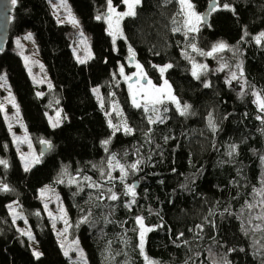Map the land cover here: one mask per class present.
Segmentation results:
<instances>
[{"label":"trees","instance_id":"trees-1","mask_svg":"<svg viewBox=\"0 0 264 264\" xmlns=\"http://www.w3.org/2000/svg\"><path fill=\"white\" fill-rule=\"evenodd\" d=\"M52 1L16 0L10 40L0 52V74L6 72L30 137L38 149L42 141L52 144L25 170L0 107V160L6 161L0 164V264H146L138 216L155 226L145 250L157 264H264V111L255 96L257 90L264 99V40L256 39L264 31V0H217L196 34L186 31L180 0H141L136 15L123 20L127 40H119L118 50L100 17L108 0H68L90 36L94 56L86 62L75 58L71 26L57 21ZM210 1L193 0L205 13ZM29 33L49 87L33 80L14 51V39ZM221 43L241 55L244 84L231 83L225 73L193 75L194 54ZM128 45L153 76L156 65H171L166 75L187 114L164 102L156 106L163 122L150 123L155 111L131 104L116 76ZM226 56L229 63L233 57ZM113 101L130 133L110 124ZM56 107L67 118L53 127L47 111ZM111 160L128 170L134 198L125 194V181L105 178ZM45 186L58 191L70 231L86 252L76 263L46 213ZM14 202L19 223L26 220L38 241V257L11 213Z\"/></svg>","mask_w":264,"mask_h":264},{"label":"rangeland","instance_id":"rangeland-1","mask_svg":"<svg viewBox=\"0 0 264 264\" xmlns=\"http://www.w3.org/2000/svg\"><path fill=\"white\" fill-rule=\"evenodd\" d=\"M188 2L191 3L193 6L191 10H189L186 7V5L182 4L180 0L182 9L184 10V13H185V21H186V28H187L186 31L188 33L196 34L200 32V30L202 29V26L205 24L204 19L206 17V14L204 11L198 10L193 0H188ZM111 6L115 8L117 13H123V12L128 11V7L125 3L119 6L115 4L113 0H111ZM51 7L53 8V12L59 23L61 24L68 23L71 26L72 49H73L75 58L79 62L81 61L86 62L90 60L94 56L92 46H91L90 36L82 29L81 22L78 16L74 13L69 1L68 0H53L51 3ZM137 7L138 5L135 7V12H136ZM189 12H194L197 16L201 17V20L197 22L194 16L193 17L189 16ZM100 17L106 23L109 34L117 30L118 17L109 11V3L106 9L100 14ZM109 17H111V26H110L109 19H108ZM125 17L127 16H124L123 18L119 19V33L121 34H117L116 36H113L112 34H110L112 38V42H113V48L115 50L119 49V40L126 39L124 35V31H123V20ZM189 19H191L190 24L188 23ZM73 20H75L76 22L73 23ZM193 26H195L198 30L191 31L190 29ZM262 33H264V31L260 32L257 35V37L261 36ZM29 35H31V39H28L27 38L28 36L17 37L14 39V42H13V48L15 49L14 51H16L23 59V62L26 65L28 71L30 72L33 80L35 82H39L49 87L50 85H52L51 77L40 56V53L38 51V47L34 40L33 35L31 33H29ZM262 40H264V38H262L261 41ZM217 45L218 44L210 45L206 51L203 49H199L198 52L194 54L196 56V59L193 62L192 71L193 72L196 71L198 76L201 78L203 77L208 78L209 74L213 72L214 74L225 73V75L227 76L228 80L231 83H236V81H239L241 84H244L245 79H244L243 71H242L243 68H242L241 55L239 54L236 48L227 46L221 51L212 53V55H206V53H211L213 48L216 47ZM194 48L196 49V47ZM226 54L233 57V59H230L231 61L229 63L227 61ZM219 56L221 57L216 60L215 65L210 63V61L212 60V57L216 58ZM130 57L133 58V61H130ZM137 65H139L140 67L138 68ZM167 65H170V64L167 63V64H162V65H156L157 72L159 75L153 76L147 71V69L144 67L142 62L138 58H136V55H135V52L132 46L128 45L127 51L125 53V58L120 61L117 71H116L117 80L120 83L124 84V86L126 87L127 91L130 94L131 92L135 91V89L137 88L141 89V93H137V96L139 97H136V100L139 103H141V105H144L145 103H147L146 99L144 98L142 94L143 90L141 86H144V88H147L149 89V91H151V86H149L147 83L148 81H151V85L155 86V88H162V87L165 88V91L162 94L153 93L154 95H161L163 97V103L172 102L176 105L175 102L168 99L167 97L168 87L165 86V81H167V86H170L171 94L176 98V101H178L179 104H181L177 95L174 92L171 80L166 75V70L169 68L167 67ZM200 65H203L205 67L204 68L198 67ZM121 67H123V73H121L120 71ZM161 68H165L166 70L162 73L160 71ZM233 75H235L236 77L235 79H233ZM136 76L141 78V81H138V83H135V81L132 80L133 77H136ZM0 77H1L0 79V106H2L1 109H2L3 115L11 130L12 141L22 161L23 168L25 169V164L27 163L29 166L27 170H29L41 160L42 154L39 151L40 147L39 149L36 147L33 139L30 137L26 129L24 122L22 121L21 111H20L18 102L16 100V97L13 93V90L7 80L6 72L4 71L3 73H1ZM128 77H130V79H128ZM132 81L134 82L133 84H132ZM44 92H45V89L38 90V94L40 95L44 94ZM95 93L99 97L101 104L104 105V101L101 98L99 91L95 90ZM257 93L260 95V99H262L261 94L257 90H255L256 98H257ZM130 101H131V104L134 105L133 93H132V96L130 95ZM160 105H162V103L156 104L155 108L156 106L160 107ZM148 106H150L151 108L153 107V105L151 104H148ZM112 110L115 113L114 116L116 117V119L111 120L110 124L114 128L124 129L125 123L121 119V111H120V108L117 102L113 101L111 103L110 111ZM153 112L154 111H151V114ZM155 114L157 116L160 115L158 111H155ZM155 114H152L153 119L155 118L154 116ZM47 118L51 126L56 127L60 125L65 120V118H67V115L64 113L61 107H56L54 111H47ZM42 142H40V145ZM37 158H38V161H37ZM110 162L112 165H117V164L122 165L120 162H117L114 160H111ZM125 170L128 172L126 168ZM109 174L111 176H114L118 180H121L120 177L123 175L119 167H110L108 169L107 174L105 175L106 179H108ZM127 177L128 175L123 180L126 183V188L132 185V182H127ZM42 192H43L42 197H44L45 206H46V213L48 216L52 218L54 228L59 236V241H60L63 252L64 253L67 252V255L71 256L75 263L78 258L80 259L86 258V252L84 248L82 247V245L80 244L79 238L77 236H73L70 231L71 222H70V219H69L64 203L57 202L56 196H58V191H56L55 188L52 186H45ZM16 202L10 205L11 213L12 215L15 216L16 224L21 229V232L27 237V240L30 244V247L34 255L37 256L36 253L41 254V248L38 244V241L35 239L34 234L28 225V222L23 219V222L21 221V224L19 223V217H18L19 215L17 214V207L15 205ZM138 217L143 218L144 226L146 228H150L152 230L155 228V226L147 224L143 216H138ZM137 218H136V223H137ZM137 225L139 228V237H140L141 228L138 223ZM149 232L150 231L146 232L145 237H144L143 250H141V247H140V250L145 259L146 264H157L155 260H153L150 256L147 255L146 250H145V238ZM29 233L31 234V236L28 235Z\"/></svg>","mask_w":264,"mask_h":264},{"label":"snow or ice","instance_id":"snow-or-ice-1","mask_svg":"<svg viewBox=\"0 0 264 264\" xmlns=\"http://www.w3.org/2000/svg\"><path fill=\"white\" fill-rule=\"evenodd\" d=\"M15 2H16V0H13V3H15ZM123 2L127 5V7H128V11L123 12V13H117L116 10H115V8H113V7L111 6V0H109V11H110L112 14H114V15H116V16L118 17V19H117V30H116L115 32H111V33H110V34H112L113 36H116L117 34H121V33H119V19L123 18L124 16H135V15H136L135 7H136L137 5L140 4L141 0H123ZM181 3L184 4V5H186V7H187L189 10H191L192 7H193L192 4L188 2V0H181ZM224 7H225V8H228V5H224ZM189 16H190V17H193V16H194V17H195V20H196L197 22H199V21L201 20V17L197 16L194 12H189ZM97 19H99V17H97ZM108 19H109V23H110V26H111V17H109ZM75 22H76V21L73 20V23H75ZM188 23H189V24L191 23V19H189ZM176 30L178 31L179 29H176ZM190 30H191V31H196V30H198V29H197L195 26H193ZM27 38H28V39H31V35H29ZM262 38H264V33H262L261 36H259V37L256 38V39H257V42L259 43V42L261 41ZM193 47H195V46H193ZM226 47H227V45H225V44H223V43L218 44L216 47L213 48V50H212L211 53H206V55H212V53L217 52V51H221V50H223V49L226 48ZM81 62H83V61H81ZM137 67L139 68L140 66L137 65ZM167 67L170 68L171 65H167ZM198 67H200V68H204L205 66L200 65V66H198ZM165 70H166L165 68H161V69H160V71H161L162 73H163ZM120 71H121V73H123V67H121ZM193 75L196 76L197 78H199V76H198V74H197L196 71L193 72ZM235 78H236L235 75H233V79H235ZM128 79H130V77H128ZM147 83H148L149 86H151V91H149V89H147V88H144V86H141V88H142V90H143L142 94H143L144 98L146 99L147 103H145L144 105H141V103H139V102L136 100V96H137V93H136V92L133 93V103H134V105H135L136 107H138V108H139V107H143L144 110H145L146 112L149 111L148 104H151V105H153V107H152L151 110H152V111H156L155 105H156V104L163 103V97H162L161 95H154L153 93H156V94H162V93H164L165 88H163V87H162V88H155V86H152V85H151V81H148ZM165 86L168 87V92H167V97H168V99H170V100H172L173 102L176 103V106H177V108L180 110V114H181V115H185V114H187V113H188V110H189V106H188V105H185V106L181 109V108H180V104H179V102L176 101V98L171 94L170 86H167V81H165ZM205 87H208V85L206 84ZM257 98H258V102H259V105H260L261 110L264 111V99H260V95H259L258 93H257ZM0 107H2V106H0ZM157 121H159V122H163L162 118L159 117V116H157L155 119H153L152 117H149V122H150V123H156ZM209 124H210V126H211L213 129L215 128V124H214L211 120L209 121ZM124 131H125L126 133H130L132 130H131L130 128H128V127L125 125V127H124ZM42 143L46 144L48 147H51V145L48 144V142H46V141H43ZM104 143L107 144L108 141H105ZM113 159H115V157H113ZM37 161H38V158H37ZM5 163H6V161H2V160H0V164H5ZM139 163H140V162L138 161L136 164H132L130 167H131L132 169H136V168H137V165H138ZM109 166H110V167H119V168H120V171H121V173L123 174V175L120 177V179H121L122 181H123L124 178L128 175V172L125 170V168H124L123 165H119V164H117V165H112L111 162H109ZM28 167H29V166H28V164L26 163V164H25V170H27ZM102 175H103V173H102ZM108 178H109L110 180H111V179H114L113 177H111L110 174H109V177H108ZM85 179H88V178L86 177ZM90 186H91V187H94V188H95V187H101V186L96 185V184H92V185H90ZM2 190H3V191H9L10 189H8L7 186H4ZM108 191L111 193V189H108ZM262 191H264V190H262ZM125 194H126V195H127V194H131V196L134 198L135 195H136V193H135V185H130V186H128V187H127V191H126ZM101 195H102V194H101ZM98 198H99V197H98ZM109 198H110L111 200H117V199H118V196H117L115 193H112V194L110 195ZM134 202H135V201H134V199H133L132 203H134ZM249 207H251V205H249ZM86 219H87V217H85V220H86ZM137 223L140 225V228H141V232H140V241H141V243H140V247H141V250H143V244H144V237H145V234H146V232L151 231L152 229H150V228H146V227L144 226V221H143V218H141V217H138V218H137ZM28 235L31 236L30 233H29ZM181 235H182V234H181ZM36 255L39 256L40 253H36ZM65 255H67V252H65Z\"/></svg>","mask_w":264,"mask_h":264},{"label":"water","instance_id":"water-1","mask_svg":"<svg viewBox=\"0 0 264 264\" xmlns=\"http://www.w3.org/2000/svg\"><path fill=\"white\" fill-rule=\"evenodd\" d=\"M217 6V0H211L208 4L206 14L209 16L213 9ZM14 10L13 0H0V52L3 51L10 40V29L12 12ZM133 61V58H130ZM52 146V144H50ZM51 147L41 143L40 152L46 155Z\"/></svg>","mask_w":264,"mask_h":264},{"label":"flooded vegetation","instance_id":"flooded-vegetation-1","mask_svg":"<svg viewBox=\"0 0 264 264\" xmlns=\"http://www.w3.org/2000/svg\"><path fill=\"white\" fill-rule=\"evenodd\" d=\"M205 14H206V13H205ZM208 22H209V19H208L207 15H206V17H205V19H204V23H205V24H208ZM132 80L135 81V83H138V81H141V78H139L138 76H136V77H133ZM133 81H132V84L134 83ZM136 81H137V82H136ZM134 92H136V93H141V89H140V88L135 89V91L131 92V95H132V93H134ZM136 97H139V96H136Z\"/></svg>","mask_w":264,"mask_h":264},{"label":"bare ground","instance_id":"bare-ground-1","mask_svg":"<svg viewBox=\"0 0 264 264\" xmlns=\"http://www.w3.org/2000/svg\"><path fill=\"white\" fill-rule=\"evenodd\" d=\"M185 25H186V21H185ZM130 95H131V94L128 92V96H129V98H130ZM131 96H132V95H131Z\"/></svg>","mask_w":264,"mask_h":264}]
</instances>
